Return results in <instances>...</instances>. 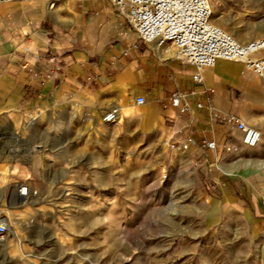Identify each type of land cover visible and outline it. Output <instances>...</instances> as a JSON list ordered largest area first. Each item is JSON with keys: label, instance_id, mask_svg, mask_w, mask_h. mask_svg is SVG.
Instances as JSON below:
<instances>
[{"label": "rangeland", "instance_id": "374dc122", "mask_svg": "<svg viewBox=\"0 0 264 264\" xmlns=\"http://www.w3.org/2000/svg\"><path fill=\"white\" fill-rule=\"evenodd\" d=\"M209 2L211 22L236 40L264 37V0ZM238 98L242 121L264 119L256 109L264 92ZM141 108L113 125L70 126L60 138L39 124V110L14 126L17 138L0 140V208L32 221L7 244L24 238L27 250L57 259L36 264H264L263 136L244 151L200 148L189 165L165 136L146 135L158 122L141 125ZM17 184L29 194L16 207ZM0 264L29 263L18 249H0Z\"/></svg>", "mask_w": 264, "mask_h": 264}, {"label": "crops", "instance_id": "0c3cea01", "mask_svg": "<svg viewBox=\"0 0 264 264\" xmlns=\"http://www.w3.org/2000/svg\"><path fill=\"white\" fill-rule=\"evenodd\" d=\"M119 22L107 0L1 3L0 140L17 138L14 126L22 127L27 115L39 110L45 115L39 124L60 138L71 131L70 126L94 125L113 107L119 108L122 119L127 118L135 98L142 97L141 110L148 118L140 124L150 128L151 120L158 122V128H150L146 135L153 134L157 140L172 136L216 142L218 149L207 152L220 153L225 147L244 151L241 134L224 118L244 115L238 93L253 90L261 95L263 83L240 63L217 61L196 84L193 69L177 60L168 45L143 44ZM176 93L185 96L189 112L180 114L170 105ZM198 103L202 108H196ZM256 109L264 115L263 106L258 104ZM251 125L261 130L264 144V119ZM198 153L201 149L192 145L174 156L190 165V156ZM27 199L14 198V206ZM10 241L0 244V249L9 254L18 249L20 259L29 264L43 258L57 261L27 250L24 238L17 247L7 244ZM76 255L82 260L80 253Z\"/></svg>", "mask_w": 264, "mask_h": 264}, {"label": "built area", "instance_id": "2783aa9c", "mask_svg": "<svg viewBox=\"0 0 264 264\" xmlns=\"http://www.w3.org/2000/svg\"><path fill=\"white\" fill-rule=\"evenodd\" d=\"M11 0H0V4ZM27 1V0H22ZM119 17V26L131 30L136 39L143 44L168 45L174 57L190 66L194 73L192 80L202 82L201 74L212 68L217 61L238 62L244 70L259 79H264V37L240 42L211 22L212 11L209 0H107ZM136 106H142L145 100L135 98ZM170 105L180 114L189 112L185 96L174 94ZM196 108H202L196 104ZM120 110L113 107L101 116L104 125H113L118 121ZM227 124L241 134V143L246 148L256 147L261 133L249 126L236 115H227ZM164 145L171 151H186L194 145L206 151H216L214 141L173 138L165 136ZM226 151H237L235 147H225ZM26 185L15 186V199L28 198ZM31 220L12 219L0 208V244H4L18 231L26 230Z\"/></svg>", "mask_w": 264, "mask_h": 264}, {"label": "bare ground", "instance_id": "6f19581e", "mask_svg": "<svg viewBox=\"0 0 264 264\" xmlns=\"http://www.w3.org/2000/svg\"><path fill=\"white\" fill-rule=\"evenodd\" d=\"M238 63V62H237ZM241 64V63H240Z\"/></svg>", "mask_w": 264, "mask_h": 264}]
</instances>
